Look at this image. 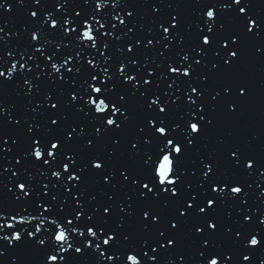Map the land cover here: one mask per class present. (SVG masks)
Here are the masks:
<instances>
[{
  "label": "water",
  "instance_id": "obj_1",
  "mask_svg": "<svg viewBox=\"0 0 264 264\" xmlns=\"http://www.w3.org/2000/svg\"><path fill=\"white\" fill-rule=\"evenodd\" d=\"M65 19L75 31L65 32ZM85 20L96 30L95 48L79 39ZM68 57L60 73L52 70ZM13 63L12 77H0V264H48L51 254L63 257L60 264H128L129 254L142 264H208L213 257L220 264H264V0H0V71L7 74ZM92 84L120 111L97 114L87 102ZM109 117L119 127H109ZM192 122L200 125L198 134L191 133ZM161 126L167 136L156 133ZM168 139L184 149L173 153L175 195L155 175ZM34 140L49 164L32 155ZM52 142L59 143L54 159L47 156ZM94 161L103 167L94 168ZM73 173L78 181L68 180ZM237 186L242 192L233 195ZM41 213L69 231L73 247L66 253L54 241V224L46 221L31 240L27 233L38 221L6 226L12 216ZM89 227L98 239L88 236ZM14 231L23 239L9 243L4 237ZM108 235L114 239L104 246ZM253 235L258 246L248 243ZM42 236L43 246L36 243ZM89 240L92 247L85 246Z\"/></svg>",
  "mask_w": 264,
  "mask_h": 264
},
{
  "label": "snow or ice",
  "instance_id": "obj_2",
  "mask_svg": "<svg viewBox=\"0 0 264 264\" xmlns=\"http://www.w3.org/2000/svg\"><path fill=\"white\" fill-rule=\"evenodd\" d=\"M234 2L239 4V3H241V0H234ZM102 7H103V4L98 2L97 3V9H100ZM245 11L246 10L244 8H240V12L242 14L245 13ZM31 15L33 17H35L37 15V13L36 12H32ZM77 15H79V13H77ZM206 16H207L208 20H210V21L213 20L214 17H215L214 10L212 8H209L208 11L206 12ZM71 23H72V21H70L68 19H65L64 24H65V32L66 33H69V32H72V31L76 30L74 28L67 27ZM97 23H99V21H97ZM120 23H124V21L121 19ZM249 25H250L249 26V30L251 31L252 27L255 25V21H250ZM51 27H53V28L58 27V22L56 20L52 19L51 20ZM100 27L103 28L104 25L101 23ZM83 29H85V30L81 31L79 39L82 40V41H84V40L90 41L91 42V46L93 48H95L97 46V44H96L97 37L95 35V31L96 30L94 29V26L92 24H90L87 20H85ZM163 30H164L165 33L169 32L168 28H164ZM209 31H211V28H209ZM31 38H32L33 41H36V40H38L39 37L34 32L32 34ZM149 43H151V41H149ZM203 43L205 45L210 44L211 43L210 37L209 36H204L203 37ZM225 46H226V44H225ZM129 50H131V49H129ZM231 55L233 57H235L236 53L232 52ZM47 59L51 60V57H47ZM185 59H187V57H185ZM70 61H71V57H68L64 61V64L53 63L51 65L52 70L54 72H56V73H60L61 69L63 67H65ZM88 63L90 65H92L93 61L89 60ZM25 67H26L25 64H19V70H23V69H25ZM17 70H18L17 64L13 63L11 68L8 70L7 74H5L4 71H0V77L11 78L12 75ZM68 71L71 72L72 69L68 68ZM120 71L122 73L125 71L123 65L121 66ZM169 71L171 73H173V74H177V73L180 72V69L170 66ZM106 72H107V70L105 69V73ZM183 75H185V76L189 75V70L187 68H185L183 70ZM91 79L93 81H95L97 79V77L96 76H92ZM134 79H135V77H133V76H127L126 77V80H128V81H132ZM101 82H103V81H101ZM26 83H27V81H26ZM144 83L147 84V83H150V81L145 80ZM90 87H91V91H92V93L94 95L90 96L88 98L87 102L94 107L95 112L97 114L103 115V114L107 113L109 110H111L113 112V114L115 115L117 112L120 111V109L117 108L114 104L110 105L106 101V99L103 98V94L105 92L104 89H102L101 87L97 86L96 84H92V85H90ZM192 91L196 92L195 89H193ZM97 97H100V98L97 99ZM72 99L73 100L77 99L75 94H73ZM157 103H158V101L155 100V99L151 101V104H157ZM56 106H57L56 104H52L51 105V107H53V108H55ZM159 110H160V112H165L166 111V109L164 107H160ZM52 123L55 124L56 121L53 120ZM106 124L109 127H112V126L119 127V125L117 124V121L115 119H113L112 117H109L106 120ZM149 124L152 125V126H155L154 122L151 121V120L149 121ZM189 127L191 129V133H193V134H198L199 131H200V125L198 123L192 122V123H190ZM29 131H31V129H29ZM97 131H99V129ZM155 131L160 136H167L168 135V129L165 128V127H162V126L161 127H156ZM69 138H71V134H69ZM33 143L36 145L34 147V149L32 150V155L35 157V159L37 161L43 160V163L46 164V165L49 164V160L43 159L44 158V151L39 146L40 145V141L39 140H34ZM133 147H135V144L133 145ZM57 149H59V143L58 142H52L51 146H50V149L47 152V156L49 158L54 159L55 155H56L55 150H57ZM183 150L184 149L182 148V146L180 144H176V143H174V141L172 139H168L166 141V144L163 147L160 148L159 153H158V159L155 162V175H156V178L158 180V183L162 186V189L165 192H167L168 188L171 187L172 188V192H173L174 195L176 194V190L174 188V185L177 183V178L175 176L176 160L174 159L173 153L179 155V154H181L183 152ZM233 155H235V153ZM161 157H162V159H161ZM92 166L94 168H96V169H100V168L103 167V165L100 162H96V161L93 162ZM247 166L249 168L253 167L252 162H249ZM206 167L208 168V171L211 170V166L210 165H208ZM63 169H64L65 172L69 171V165L68 164H64L63 165ZM52 175L54 177H57V178L61 177V173L58 172V171H53ZM204 175L207 176L208 172H205ZM79 179H80V177L76 176L75 173H73L71 176L68 177L69 181H74V180L78 181ZM17 187L20 190V192L23 193L25 196L29 195L28 185H26L25 183H19L17 185ZM45 187H47V186H45ZM142 187L147 189L149 192L152 191V188L147 183L143 184ZM219 190L220 189H217L215 187L213 188V191H219ZM231 192L233 193V195L240 194L242 192V189L240 187H238V186L237 187H232L231 188ZM207 203H208L209 207H212L214 205V201L213 200H208ZM188 206L192 207V204L189 203ZM38 207L43 208V211H49V208L47 206H45V205H38ZM104 211H105V213H107L108 209L105 208ZM199 211L200 212H204L205 209L204 208H200ZM183 214L184 213L182 212L181 215H183ZM81 216H82L81 212H77L76 213V218L77 219H79ZM145 216L147 217V213H145ZM29 217L31 218V220H29ZM153 219L155 220L156 218L153 217ZM245 219H250V218L246 217ZM32 221H38V223H36L34 231H29L27 233V236H28V238L30 240L31 239H35V237H36V235L38 233H42V229H43V227L45 225V222L47 221L48 223L54 224L56 226V233H55V236H54V241H55V243L57 245H59V252L60 253H66L70 248L73 247V244L70 242L69 231L66 230L65 227L62 224L58 223L55 219L49 220L48 217H42V213H41V215H37V216H12L11 217V222H9L6 226L9 229H11V228H14V226H15V224L13 222L24 224L26 222L27 223H31ZM67 223L71 225L73 223V220L72 219H68ZM262 223H264V221H262ZM175 226L176 225L173 224V227H175ZM0 227H3V226L0 225ZM209 227L210 228H215V225L210 223ZM197 231H200V229H197ZM72 232H78V234L81 235V236L84 235L83 231H79L76 228H73ZM87 234H88L89 237H92L93 239H98L97 232L92 227H89L87 229ZM237 235H239V233ZM4 239H8L9 243H11L13 241L19 242V241H21L23 239V233L21 231H14L10 238L9 237H4ZM113 239H114V237L112 235H108V236H106L103 239L102 243H103L104 246H109ZM45 242L46 241H45V238H43V236L39 240L36 241V243L41 245V246L45 245ZM168 243L172 244V241L169 240ZM248 243L251 246H258L259 243H260V240L257 238V236L253 235L251 237V239L248 241ZM65 245L67 247H65ZM85 246L86 247H92L91 240L87 241ZM100 247H101L100 243H97L95 245V248L97 250H99ZM75 251L77 253H81L82 252V248L76 247ZM100 255L104 256L105 254H104V252H100ZM108 259L112 260L113 257H108ZM244 259L248 260L249 257L245 256ZM62 260H63V257L59 256L57 254H51V255H48V257H47L48 264H60V262ZM127 261H128V264H142L140 259L136 255H133V254H129L127 256ZM208 264H220V262L217 259H210L208 261Z\"/></svg>",
  "mask_w": 264,
  "mask_h": 264
},
{
  "label": "clouds",
  "instance_id": "obj_3",
  "mask_svg": "<svg viewBox=\"0 0 264 264\" xmlns=\"http://www.w3.org/2000/svg\"><path fill=\"white\" fill-rule=\"evenodd\" d=\"M212 259H217L216 257H213ZM218 260V259H217Z\"/></svg>",
  "mask_w": 264,
  "mask_h": 264
}]
</instances>
